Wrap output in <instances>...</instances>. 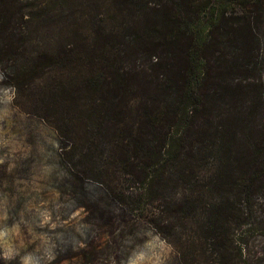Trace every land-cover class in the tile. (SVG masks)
Segmentation results:
<instances>
[{"label":"trees","instance_id":"16d2710c","mask_svg":"<svg viewBox=\"0 0 264 264\" xmlns=\"http://www.w3.org/2000/svg\"><path fill=\"white\" fill-rule=\"evenodd\" d=\"M68 1L0 0V53L21 55L39 23L67 32L28 72L69 81L61 99L78 111L62 120L79 139L61 154L101 187L98 218L113 234L139 216L182 264H264L234 237L264 198V81H246L260 77L264 0H108L88 28Z\"/></svg>","mask_w":264,"mask_h":264},{"label":"rangeland","instance_id":"374dc122","mask_svg":"<svg viewBox=\"0 0 264 264\" xmlns=\"http://www.w3.org/2000/svg\"><path fill=\"white\" fill-rule=\"evenodd\" d=\"M23 2L39 5L41 0ZM70 4L75 10L69 17L86 28L97 9L104 18L111 12L108 0H69L66 6ZM106 22L113 26V21ZM46 24L39 23L30 34L21 55L7 59L0 53V264H182L170 241L139 216L127 224L115 221L111 234L108 219L98 218L104 206L98 182L81 179L61 154L63 144L68 148L79 139L78 132L69 136L62 120L69 108L78 111L61 99L69 81H52L57 73L51 65L49 72H28L39 61L45 64L57 40L67 35ZM261 35L256 57L260 77L250 71L248 76L254 73L255 79L246 81H264V28ZM160 65L148 73L160 74L166 61ZM29 73L30 80L20 81ZM239 73L236 68L230 81H244ZM252 215L255 229L248 231L250 224L238 227L234 237H247L243 254L263 258L264 198H256Z\"/></svg>","mask_w":264,"mask_h":264}]
</instances>
